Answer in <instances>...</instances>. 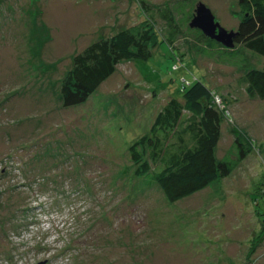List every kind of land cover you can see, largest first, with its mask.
Wrapping results in <instances>:
<instances>
[{"label": "rangeland", "instance_id": "rangeland-1", "mask_svg": "<svg viewBox=\"0 0 264 264\" xmlns=\"http://www.w3.org/2000/svg\"><path fill=\"white\" fill-rule=\"evenodd\" d=\"M143 1L166 36L157 10L179 0H0V264H264V235L256 233L264 226V99L247 95L235 64L196 53L185 24L176 47L231 113L216 157L232 149V125L258 146L229 177L176 202L133 179L125 199L123 152L168 97V80L181 84L165 43L148 60L122 62L81 106L62 109L49 96L72 53L143 20ZM197 2L236 30L237 0H194L193 14ZM31 177L38 187L26 184Z\"/></svg>", "mask_w": 264, "mask_h": 264}, {"label": "trees", "instance_id": "trees-1", "mask_svg": "<svg viewBox=\"0 0 264 264\" xmlns=\"http://www.w3.org/2000/svg\"><path fill=\"white\" fill-rule=\"evenodd\" d=\"M193 2L179 0L173 6L158 8L166 24L164 37L154 30L147 17L148 13L150 16V6L141 2L143 11L147 12L143 20L113 29L107 35L100 34L79 47L72 53L70 67L55 82L58 90L49 95L55 97L62 109L81 106L116 73L122 62L148 60L160 43L167 44L171 57L176 60L169 73L179 72L181 84L175 87L173 79L168 80L166 90L163 89L167 91L169 88L168 97L153 110L145 133L124 149L131 172L130 175L128 170L121 172V177L129 178L126 200L131 195L133 179H139L142 184H148V188H156L168 202H176L214 181L229 177L249 154L259 155L254 138L232 125L233 147L223 157H216L222 123L231 119L228 104L210 87L198 67L183 60L184 52L178 50L175 43L181 34V24H185L195 34L192 46L196 53L217 56L235 64L244 74L247 95L264 99V0H237L240 18L231 48L189 27ZM174 12L181 16L177 22ZM246 52L256 57L257 62H251ZM45 81L48 84L52 80ZM27 182L31 187L40 184L33 177ZM254 184L260 185L259 181ZM245 197L250 199L248 192ZM254 213L257 217L261 215ZM256 233L263 238L262 224Z\"/></svg>", "mask_w": 264, "mask_h": 264}, {"label": "water", "instance_id": "water-1", "mask_svg": "<svg viewBox=\"0 0 264 264\" xmlns=\"http://www.w3.org/2000/svg\"><path fill=\"white\" fill-rule=\"evenodd\" d=\"M189 27L201 31L206 38L215 40L226 48L233 47L234 38L237 35V31H228L223 28L219 22L215 20L210 8L202 2L196 3L194 14L189 21ZM42 263L43 262H40L38 264Z\"/></svg>", "mask_w": 264, "mask_h": 264}]
</instances>
